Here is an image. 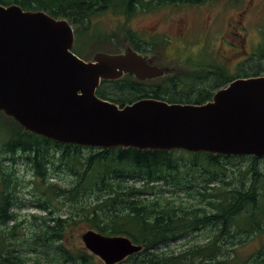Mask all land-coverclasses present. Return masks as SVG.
Returning <instances> with one entry per match:
<instances>
[{"label":"trees","instance_id":"obj_1","mask_svg":"<svg viewBox=\"0 0 264 264\" xmlns=\"http://www.w3.org/2000/svg\"><path fill=\"white\" fill-rule=\"evenodd\" d=\"M218 1L0 0V6L19 5L66 19L86 48L100 42L108 47L128 43L148 54L156 51L159 40L163 46L168 41L164 37L147 41L131 29L123 34L103 33L93 40L96 17L110 11L130 19L166 7ZM116 49L107 51L121 52ZM246 58L237 66L236 75L225 65H198L204 66L200 84L193 80L195 70L177 68V73L151 81L142 82L132 75L103 81L97 95L121 107L141 99L201 105L233 80L264 75V32L262 42ZM0 119H4L0 121V264H103L76 244L81 239L74 237L77 230L126 236L143 247L119 264H239L230 254L235 235L251 237L264 232L260 225L264 220V168L260 162L264 158L184 150L84 148L25 132L3 112ZM22 166L31 179L21 174ZM25 189L31 208L43 214L22 215ZM180 194L206 202V206L175 201ZM203 230L211 234L205 244L196 243L179 252H157ZM245 264H264V249Z\"/></svg>","mask_w":264,"mask_h":264},{"label":"water","instance_id":"obj_2","mask_svg":"<svg viewBox=\"0 0 264 264\" xmlns=\"http://www.w3.org/2000/svg\"><path fill=\"white\" fill-rule=\"evenodd\" d=\"M74 46L66 19L0 6V112L25 132L61 144L264 158V75L236 79L201 105L141 99L121 107L98 97L102 81L155 80L174 69L156 66V56L131 46L97 52L92 61ZM81 241L104 264L143 249L129 237L95 230L83 232Z\"/></svg>","mask_w":264,"mask_h":264},{"label":"rangeland","instance_id":"obj_3","mask_svg":"<svg viewBox=\"0 0 264 264\" xmlns=\"http://www.w3.org/2000/svg\"><path fill=\"white\" fill-rule=\"evenodd\" d=\"M95 22L98 24L93 40L103 33L118 32L123 34L126 29H131L147 41H157L164 37L168 44L160 45L161 40H159L155 53L150 54L157 57V62L162 67L177 66L183 72H193L194 70L201 72L204 66L225 65L230 69L231 74L236 75L238 71L236 67L245 61L247 53L254 52L262 42L264 0H240L238 3L220 0L204 6L166 7L152 13H138L130 19L109 11L97 16ZM100 28L104 31H99ZM107 45L109 46V44L102 45L100 42L86 48L85 43L83 44L77 38L75 52L77 55L85 53L84 57L87 60H92L97 52L109 53L108 48H119L122 52L128 43H123L121 47H108ZM194 64L196 65L193 66ZM180 65H185V68L179 67ZM1 120L4 121V119ZM260 166L264 168V161L260 162ZM228 167L231 168V165ZM26 171L27 168L22 166L21 172L23 173L21 174L27 179H31ZM27 191L28 189H25L21 196L22 203L26 205L25 209L21 211L22 215L43 214L31 208L32 201ZM173 199L177 202L206 206V202L200 203L199 200H194L186 194H180ZM260 225L264 229V220L260 222ZM81 235L80 230H77L74 237L78 239L81 238ZM210 236L209 231L203 230L187 239L170 242L166 246L160 247L157 252H179L196 243H207ZM235 238L232 239L235 244L234 250L230 254L236 263L245 264L261 249H264V232L251 237H246L244 234L235 235ZM76 244L84 247L81 239L78 243L76 240ZM229 247L233 248L231 245Z\"/></svg>","mask_w":264,"mask_h":264},{"label":"flooded vegetation","instance_id":"obj_4","mask_svg":"<svg viewBox=\"0 0 264 264\" xmlns=\"http://www.w3.org/2000/svg\"><path fill=\"white\" fill-rule=\"evenodd\" d=\"M148 41H150V40H148ZM77 44V39H76V41H75V45ZM251 53H247V57L250 55ZM82 58H84V59H86L85 57H82ZM93 59V58H92ZM247 58H245L244 60H246ZM87 60V59H86ZM87 61H91V60H87ZM243 63V62H242ZM155 65H157V66H160L159 64H158V62H157V60H156V63H155ZM160 67H162V66H160ZM237 68V67H236ZM195 72L197 73V75H195V79H193L194 81H195V83L196 84H200L201 82V79H203V69L201 70V72H197L196 70H195ZM213 84V83H212ZM217 91V90H216ZM215 91V92H216ZM214 94V93H213ZM213 97H214V95L212 96V98L210 99V100H212L213 99ZM210 100H207L206 102H208V101H210Z\"/></svg>","mask_w":264,"mask_h":264},{"label":"bare ground","instance_id":"obj_5","mask_svg":"<svg viewBox=\"0 0 264 264\" xmlns=\"http://www.w3.org/2000/svg\"><path fill=\"white\" fill-rule=\"evenodd\" d=\"M85 148V147H84ZM132 257V256H131Z\"/></svg>","mask_w":264,"mask_h":264}]
</instances>
